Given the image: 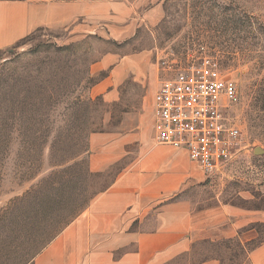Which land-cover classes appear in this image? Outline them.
Returning a JSON list of instances; mask_svg holds the SVG:
<instances>
[{"label":"rangeland","instance_id":"obj_1","mask_svg":"<svg viewBox=\"0 0 264 264\" xmlns=\"http://www.w3.org/2000/svg\"><path fill=\"white\" fill-rule=\"evenodd\" d=\"M17 1L28 0L0 4ZM93 1L109 12L0 48V264H33L123 171L127 160L97 161L92 134H124L153 115L156 140L160 63L201 47L235 88L225 115L240 137L225 163L201 169L197 201L264 215V0ZM112 60L134 70L115 85ZM256 220L254 239L202 243L177 264H249L264 244V217Z\"/></svg>","mask_w":264,"mask_h":264},{"label":"crops","instance_id":"obj_2","mask_svg":"<svg viewBox=\"0 0 264 264\" xmlns=\"http://www.w3.org/2000/svg\"><path fill=\"white\" fill-rule=\"evenodd\" d=\"M109 9L107 2L93 0L1 3L0 48L35 30L61 28ZM110 64L113 85L134 71L127 62L112 60ZM132 124L124 134L90 136L97 161L127 160L125 168L33 264H177L199 244L235 239L245 243L256 237L255 230L247 228L263 214L234 204L201 205L197 192L207 178L199 166L184 150L156 143L153 115L141 116ZM249 264H264V244L250 252Z\"/></svg>","mask_w":264,"mask_h":264},{"label":"built area","instance_id":"obj_3","mask_svg":"<svg viewBox=\"0 0 264 264\" xmlns=\"http://www.w3.org/2000/svg\"><path fill=\"white\" fill-rule=\"evenodd\" d=\"M160 64L167 73L154 96L158 144L187 152L205 173L225 163L239 144V130L225 115L236 101L232 83L220 74L204 47Z\"/></svg>","mask_w":264,"mask_h":264}]
</instances>
